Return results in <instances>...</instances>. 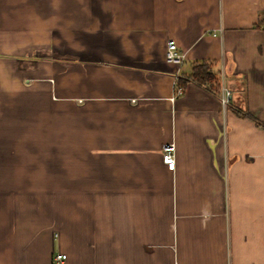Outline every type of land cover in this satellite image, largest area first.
<instances>
[{"label":"crops","instance_id":"obj_1","mask_svg":"<svg viewBox=\"0 0 264 264\" xmlns=\"http://www.w3.org/2000/svg\"><path fill=\"white\" fill-rule=\"evenodd\" d=\"M263 12L0 0V264H264ZM201 62L218 90L175 96Z\"/></svg>","mask_w":264,"mask_h":264},{"label":"trees","instance_id":"obj_2","mask_svg":"<svg viewBox=\"0 0 264 264\" xmlns=\"http://www.w3.org/2000/svg\"><path fill=\"white\" fill-rule=\"evenodd\" d=\"M257 25L261 27V29L264 33V12L260 14ZM190 81L195 82L196 84L205 87L207 90H216L217 91L219 88L218 82L216 80V76L214 75V73L211 70V65L207 62H201V63L194 64L191 67V72L188 76L180 75V76L176 77L174 91H175V89H180L181 91H183L186 84ZM235 113L241 117L252 118L246 112L235 110ZM254 122L257 125H260L261 127L264 128L263 123H259L255 120H254Z\"/></svg>","mask_w":264,"mask_h":264},{"label":"built area","instance_id":"obj_3","mask_svg":"<svg viewBox=\"0 0 264 264\" xmlns=\"http://www.w3.org/2000/svg\"><path fill=\"white\" fill-rule=\"evenodd\" d=\"M165 60L176 65H180L184 60L183 54L178 50L177 45L173 40H168L166 42ZM181 94L182 91L180 89H175V96H179ZM230 101L231 92L226 87H222L220 96L221 105L225 107ZM174 150L175 147L173 143H166L162 146V161L169 170H173L175 166ZM65 257L66 256L63 254H57L55 256V260L60 262L63 261Z\"/></svg>","mask_w":264,"mask_h":264},{"label":"rangeland","instance_id":"obj_4","mask_svg":"<svg viewBox=\"0 0 264 264\" xmlns=\"http://www.w3.org/2000/svg\"><path fill=\"white\" fill-rule=\"evenodd\" d=\"M53 56H58L59 52H52Z\"/></svg>","mask_w":264,"mask_h":264}]
</instances>
